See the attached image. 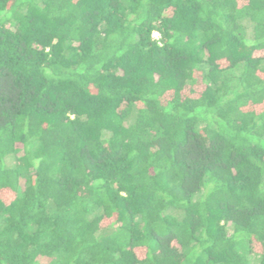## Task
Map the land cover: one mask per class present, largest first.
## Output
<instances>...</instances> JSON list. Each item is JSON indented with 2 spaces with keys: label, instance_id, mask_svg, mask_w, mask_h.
Masks as SVG:
<instances>
[{
  "label": "trees",
  "instance_id": "1",
  "mask_svg": "<svg viewBox=\"0 0 264 264\" xmlns=\"http://www.w3.org/2000/svg\"><path fill=\"white\" fill-rule=\"evenodd\" d=\"M0 264H264V0H0Z\"/></svg>",
  "mask_w": 264,
  "mask_h": 264
},
{
  "label": "rangeland",
  "instance_id": "2",
  "mask_svg": "<svg viewBox=\"0 0 264 264\" xmlns=\"http://www.w3.org/2000/svg\"><path fill=\"white\" fill-rule=\"evenodd\" d=\"M154 38H158V34L156 32L153 33Z\"/></svg>",
  "mask_w": 264,
  "mask_h": 264
}]
</instances>
